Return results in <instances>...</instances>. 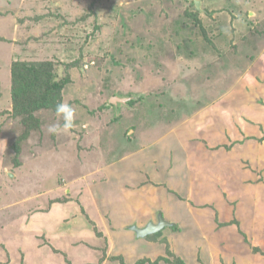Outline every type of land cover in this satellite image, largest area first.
I'll list each match as a JSON object with an SVG mask.
<instances>
[{"label": "rangeland", "instance_id": "rangeland-1", "mask_svg": "<svg viewBox=\"0 0 264 264\" xmlns=\"http://www.w3.org/2000/svg\"><path fill=\"white\" fill-rule=\"evenodd\" d=\"M17 60L69 76L70 128L48 132L65 123L56 105L25 135ZM147 176L215 205L192 207L201 229L164 230L187 264H264V0H0V264L98 263L103 246V264L164 257L136 219L150 202L154 219L196 217Z\"/></svg>", "mask_w": 264, "mask_h": 264}, {"label": "trees", "instance_id": "trees-1", "mask_svg": "<svg viewBox=\"0 0 264 264\" xmlns=\"http://www.w3.org/2000/svg\"><path fill=\"white\" fill-rule=\"evenodd\" d=\"M192 6L195 7L194 2L192 3ZM199 15L200 12L196 8L193 13H189L187 16L189 20L193 19L195 24L201 27L202 23L199 19ZM13 19L16 20V18ZM80 21L86 20L81 19L78 22ZM94 29L95 31H98L100 26ZM68 65L69 67L71 66V64ZM70 81L71 80L69 76H63V78L58 77L57 71L55 69V63L53 61L27 62L24 64H22L19 60L13 62L10 76V99L14 105L13 110L16 111L17 114L26 113V117H24V123L28 125V130L25 132V135H28L31 131L33 132L41 130L40 126L43 125L44 122L40 121L38 117L34 115V113L41 109H50V107H55L57 104H59V101L62 97V92L65 90L66 86L70 84ZM14 148L18 150L17 145H14ZM163 186L168 189L166 184H163ZM75 199L76 198H73V196L69 197V195H66V198L62 202ZM180 199L186 201V197H181ZM203 207L205 210L210 209L214 212L216 209L215 205L213 206L207 204L206 202ZM171 227H173L171 231L173 233L179 232L181 229L179 224H174ZM166 229L167 228H164L160 232L146 237L147 240H151L153 242L157 241L164 244L167 250L164 257L151 262V264H160L161 262L164 264H187L184 258L176 255L171 250L172 247L168 238L164 237V230ZM66 237H68V235H66ZM99 251L100 250H96L95 253L97 254ZM93 257L99 262L84 264H103L106 259V247H101V257ZM110 259H113V261L120 260L122 264H126L122 256H119L118 258L111 256ZM145 263L146 261L144 259L139 260L135 264ZM68 264H72L71 261H68Z\"/></svg>", "mask_w": 264, "mask_h": 264}, {"label": "crops", "instance_id": "crops-1", "mask_svg": "<svg viewBox=\"0 0 264 264\" xmlns=\"http://www.w3.org/2000/svg\"><path fill=\"white\" fill-rule=\"evenodd\" d=\"M157 170H158V168H156ZM156 169L155 170H153L154 171V173H153V175L154 174H156L157 172H156ZM150 179V178H149ZM156 179V181H152L151 179H150V181L148 180V179H145V180H143V178H142V180L143 181H146L147 183H149V184H151V185H153L156 189H159L160 188V186H163V182H162V180H160V179H158V178H155ZM164 187V186H163ZM167 188H165V189H163L162 191L165 193V191H166V193L167 194H170V193H173V192H175V189L172 187V186H170L167 190H166ZM165 190V191H164ZM159 192V191H158ZM176 193V195L179 197V198H185L186 197V204L188 205V207H189V210H188V212H190L191 213V211H192V213L194 214V217H196V219H194L193 218V220L192 221H188L187 223H184L185 221H183L182 220V218L178 215L177 217L176 216H172V215H169V217L167 216V218L164 216V214L162 215V216H164L163 218L164 219H166V221L167 222H170V223H172L173 225L174 224H179V223H181V224H179V226H180V235L181 236H185V234H186V229H188V227L189 228H199V229H201L203 226H202V224L204 223L203 221L204 220H202L200 217H199V209H193L192 207L194 206V207H202L205 203H199L198 201H196V198H195V195H194V193H195V191H191L190 190V188H189V194L187 195V196H181L178 192H175ZM171 195V194H170ZM181 201H183V200H181ZM181 201H180V203H181ZM187 201H189V202H187ZM152 204H154V206L153 207H151L152 206ZM169 204H173V202L172 201H170V202H168L167 203V206H169ZM162 207H164V203H162L161 205L160 204H157V203H152V202H150V207H148V208H151L150 209V212L148 213V215H145L143 218H141V219H136V225L137 226H139V227H144L146 224H147V221L149 220V219H152V220H154L153 222H157V219H154V216H153V214L155 215V212H160V210H162V209H160V208H162ZM143 210H146L145 209V207H143L142 208ZM138 210H140V209H138ZM170 211V210H169ZM168 211V212H169ZM163 212V211H162ZM171 214H172V212H170ZM169 214V213H168ZM174 214V213H173ZM191 217H192V215H191ZM133 220H135V219H133ZM152 220H150V221H152ZM149 221V222H150ZM172 225V226H173ZM171 227V226H170ZM181 232H183V233H181ZM170 233H172L173 234V232H170ZM68 235V237H72V236H70L69 234H67ZM169 238H171L170 237V235L168 236ZM144 239H146V238H144ZM150 241V240H149ZM91 259H93V258H90L89 260H91ZM89 260H87V261H89ZM74 261V260H73ZM80 264H82V263H80Z\"/></svg>", "mask_w": 264, "mask_h": 264}, {"label": "water", "instance_id": "water-1", "mask_svg": "<svg viewBox=\"0 0 264 264\" xmlns=\"http://www.w3.org/2000/svg\"><path fill=\"white\" fill-rule=\"evenodd\" d=\"M195 6L197 10L201 11V3L199 1L195 2ZM132 99H136V97H132ZM131 98L128 99H122L119 97L113 98L111 103L114 105H118L119 103H126L130 102L132 100ZM173 224L170 222H167L166 220L163 219L162 215L159 214L157 217V222L150 221L145 227H138V226H133L131 230H133L137 236V238L144 239L150 235L156 234L163 230L166 227H170Z\"/></svg>", "mask_w": 264, "mask_h": 264}, {"label": "clouds", "instance_id": "clouds-1", "mask_svg": "<svg viewBox=\"0 0 264 264\" xmlns=\"http://www.w3.org/2000/svg\"><path fill=\"white\" fill-rule=\"evenodd\" d=\"M74 111H75L74 108L72 106H70L69 104H67V103H63L62 102V103L57 104L56 112H57L58 115L63 114L65 123H64L63 127H61L59 122L50 124L48 126V132L50 134H58L59 132H61L63 130H67L68 128H70L71 127V122H72V116L74 114ZM145 179H148L150 181V179L148 177H144L143 178V180H145Z\"/></svg>", "mask_w": 264, "mask_h": 264}]
</instances>
